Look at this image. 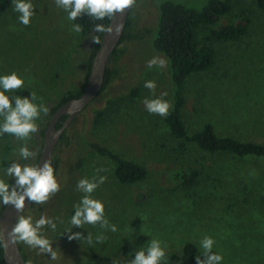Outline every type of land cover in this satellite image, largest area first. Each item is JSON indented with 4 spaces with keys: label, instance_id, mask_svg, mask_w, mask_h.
<instances>
[{
    "label": "rangeland",
    "instance_id": "1",
    "mask_svg": "<svg viewBox=\"0 0 264 264\" xmlns=\"http://www.w3.org/2000/svg\"><path fill=\"white\" fill-rule=\"evenodd\" d=\"M160 1L137 0L128 17L126 37L108 64V83L63 130L53 154L60 190L46 203H32L23 212L34 220L41 215L54 219L55 231L45 227L43 232L53 241V249H59L58 257L53 261L50 254L21 242L27 264H84L86 251L113 255L120 246L139 250L153 238L167 244L166 253L179 252L189 242L201 253L205 235L215 240L212 250L223 255L221 264H264V158L211 153L193 143L181 150L170 136L165 117L149 114L143 103L146 97L165 92L164 99L170 101L167 59L151 43ZM172 1L196 8L207 2ZM31 2L36 15L28 26L19 22L14 3L0 17V76L21 74L25 83L19 89L43 97L49 112L36 121L39 131L30 139L0 136V178L10 185L15 179L5 175L6 167L13 161L37 164L50 111L61 99L81 91L92 54L89 40L70 31L74 23L55 0ZM228 3L226 16L197 29V41L214 50L215 62L186 81L183 120L189 133L209 123L221 137L264 144V17L253 0ZM226 24L246 25L247 33L235 42L209 39L211 30ZM154 57L165 59V66L148 68L147 62ZM150 80L156 82L155 93L144 87ZM134 89L137 96L131 93ZM85 142L106 145L143 166L146 179L119 183L114 164ZM25 144L36 153L28 161L19 156ZM180 166L199 169L193 185L186 187L173 179L172 171ZM98 168L107 169L99 173L106 180L91 195L104 203L105 218L117 231H106L99 224L71 229L70 212L84 195L76 184L82 178L92 179ZM76 232L85 237L92 233L93 244L70 240L69 235ZM101 233L107 239L95 242Z\"/></svg>",
    "mask_w": 264,
    "mask_h": 264
},
{
    "label": "clouds",
    "instance_id": "2",
    "mask_svg": "<svg viewBox=\"0 0 264 264\" xmlns=\"http://www.w3.org/2000/svg\"><path fill=\"white\" fill-rule=\"evenodd\" d=\"M14 11L19 13L18 20L25 26L31 22V18L36 15L35 5L31 0H13ZM57 7L67 12L69 21H76L85 14L93 21H103L105 18L113 20L119 13L124 14L136 6L137 0H55ZM121 24L106 26L103 23H94L93 30L97 33L119 35L122 30ZM75 33L82 31L79 23H74L70 29ZM92 42L100 44L99 36L93 37ZM166 61L163 58L154 57L147 62L148 68L159 65L165 66ZM25 81L21 74L12 72L0 76V136L4 134L14 135L19 140L30 139L31 136L39 131L36 121L41 115H47L48 107L45 105L43 97L37 96L35 92L29 96H12L5 93L13 92L23 87ZM156 82L154 80L146 81L144 87L155 93ZM167 93H162L160 97L145 98L143 103L149 114H158L161 117H167L173 104L164 99ZM14 102V106H13ZM21 160L28 161L36 156L27 144L19 149ZM107 169H96V175L89 178H82L76 184V189L84 193L78 204L74 205V215L70 218V225L77 228H84L86 224L97 225L106 231L116 232L117 226L110 224L105 218L104 203L98 199L92 198V193L102 185L106 176L99 175ZM5 175L15 179V184L10 185L7 181L0 178V205H12L20 215L11 230L5 232L0 228V248L5 252L21 242L33 249H39L41 254H50L51 260L58 257V248L53 249V241L44 235L45 227L55 231L57 224L54 219L41 215L39 219L34 220L31 215H23L26 198L31 203L44 204L53 195L60 190V183L55 174V169L49 160H45L42 166L36 163L11 162L5 170ZM63 221H61L62 223ZM71 229L68 232H71ZM70 240H84L89 245L93 244L92 233L88 232L85 237L80 232L72 233L68 237ZM107 239L102 233L95 237V242L103 243ZM215 240L205 235L200 241L202 256L196 257V264H221L223 255L212 251ZM167 244L160 239H151L144 247L137 250L134 259L125 261V264H168L166 259ZM130 256L132 253L129 254ZM30 264V262H29Z\"/></svg>",
    "mask_w": 264,
    "mask_h": 264
},
{
    "label": "trees",
    "instance_id": "3",
    "mask_svg": "<svg viewBox=\"0 0 264 264\" xmlns=\"http://www.w3.org/2000/svg\"><path fill=\"white\" fill-rule=\"evenodd\" d=\"M253 1L264 17V0ZM12 4L13 0H0V17ZM229 12L230 5L228 0H207L201 8L185 5L181 2L172 0L160 1L157 24L151 37V43L154 50L161 53L167 59V73L170 82V102L173 104V107L169 110L170 114L164 118V122L170 136L179 142V148L181 150L185 148L187 143H193L199 149L211 153H227L241 159L250 157L264 158V144L254 141H243L230 136L221 137L215 133L213 125L209 123H205L198 131L189 133L183 120V110L186 104L184 95L186 81L194 74L208 71L215 62L214 50L197 41V29L200 26L215 25L221 17L226 16ZM109 21L110 20L107 18L103 21H93L86 14L76 21H72L73 23L81 24L82 31L80 35L89 40L92 48L88 72L90 71L92 58L101 44L93 43L92 39L93 37L99 36L101 40L103 35V33H97L93 30L94 23H103L107 26ZM246 33V25L226 24L211 30L209 39L215 42H235L241 39ZM125 37L126 34L124 32L120 43ZM115 53L116 50L113 52L112 56H114ZM110 76L111 73L107 66L102 90L108 83ZM85 84L80 92L61 99L58 104L51 109L50 117L60 105L79 97ZM30 93L31 92L25 89H17L5 94L10 97H23L29 96ZM131 93L133 96L138 95L135 89ZM66 117L67 116H62L60 118L57 127L61 126ZM43 134L44 132H42V135ZM85 143L101 157L110 160L114 164V176L119 183L134 184L146 179L147 170L143 166L124 158L106 145L97 142ZM171 174L173 179L179 184L188 187L193 185L197 180L200 171L195 166H180L174 169ZM74 211L75 210H72L70 212L71 215H74ZM20 250L27 264V258L21 246ZM136 251L137 250H132L126 246H120L113 255H99L94 252L86 251L88 260L84 264H125L126 260L134 259ZM130 253H132L131 256L129 255ZM197 256L203 258L202 252L200 253L197 246L191 242L186 243L179 252L166 253L168 264H196ZM0 262L4 264L2 248H0Z\"/></svg>",
    "mask_w": 264,
    "mask_h": 264
},
{
    "label": "water",
    "instance_id": "4",
    "mask_svg": "<svg viewBox=\"0 0 264 264\" xmlns=\"http://www.w3.org/2000/svg\"><path fill=\"white\" fill-rule=\"evenodd\" d=\"M131 9L125 10L123 15L118 13L113 20L109 21L107 26L114 27L116 24H121L123 26L122 30L119 35L103 33L101 44L91 61L88 79L79 97L71 99L60 105L51 115L44 131L43 145L37 160V164L39 166H42L45 160H49L54 167L53 154L59 143L63 130L100 94L105 82L108 63L113 52L120 44L121 38L127 26ZM62 116L67 117L62 125L57 127V123L60 121ZM31 204L32 203L26 198L24 211ZM18 215H20V213H18L12 205L4 206L1 210L0 228L4 230L5 238H7V232L10 231L12 226L16 223ZM3 262L4 264H26L19 244L10 247L7 252L3 249Z\"/></svg>",
    "mask_w": 264,
    "mask_h": 264
},
{
    "label": "flooded vegetation",
    "instance_id": "5",
    "mask_svg": "<svg viewBox=\"0 0 264 264\" xmlns=\"http://www.w3.org/2000/svg\"><path fill=\"white\" fill-rule=\"evenodd\" d=\"M59 122H60V121H59ZM63 122H64V121H63ZM63 122H62V123H63ZM61 125H62V124H61Z\"/></svg>",
    "mask_w": 264,
    "mask_h": 264
}]
</instances>
